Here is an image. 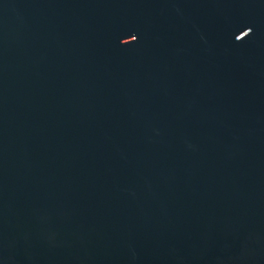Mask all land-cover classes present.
<instances>
[{
  "label": "water",
  "instance_id": "1",
  "mask_svg": "<svg viewBox=\"0 0 264 264\" xmlns=\"http://www.w3.org/2000/svg\"><path fill=\"white\" fill-rule=\"evenodd\" d=\"M0 264H264V0H0Z\"/></svg>",
  "mask_w": 264,
  "mask_h": 264
}]
</instances>
